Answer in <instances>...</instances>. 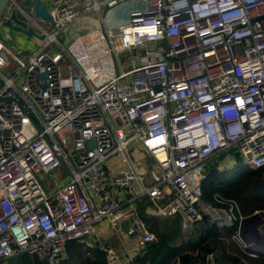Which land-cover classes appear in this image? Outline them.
Listing matches in <instances>:
<instances>
[{
	"label": "built area",
	"instance_id": "1",
	"mask_svg": "<svg viewBox=\"0 0 264 264\" xmlns=\"http://www.w3.org/2000/svg\"><path fill=\"white\" fill-rule=\"evenodd\" d=\"M23 1L0 17V260L58 264L70 241L97 247L105 220L144 251L158 240L140 212L147 200L149 215L180 217L184 240L208 216L236 226L242 250L264 252L241 237L235 199L203 200L223 153L264 170V0H43L53 27ZM129 4L110 26L108 13ZM13 11L45 35L28 56L11 45ZM91 14L101 25L79 29ZM255 234L264 241V218ZM113 253L108 263L123 264Z\"/></svg>",
	"mask_w": 264,
	"mask_h": 264
},
{
	"label": "trees",
	"instance_id": "2",
	"mask_svg": "<svg viewBox=\"0 0 264 264\" xmlns=\"http://www.w3.org/2000/svg\"><path fill=\"white\" fill-rule=\"evenodd\" d=\"M222 199H235L243 215L264 210V170L251 167L227 175L220 171L217 163L211 164L203 183V200L212 206H221ZM147 203L148 200L140 205V212L157 234L158 240L146 245L143 256H139L135 264H174L177 259L191 262L204 260L210 254H213L220 264H264V257H244L238 253L241 252L238 248L233 247L232 241L236 243L233 238L237 231L236 226H221L208 216L194 228L188 239L178 243L170 242L176 232L164 230L160 217L147 215L144 209ZM91 253L93 257L89 256ZM106 255V250L90 248L78 240H73L68 244L66 256L58 264H109ZM0 264H4L2 260ZM8 264L47 263L23 254L10 258Z\"/></svg>",
	"mask_w": 264,
	"mask_h": 264
},
{
	"label": "rangeland",
	"instance_id": "3",
	"mask_svg": "<svg viewBox=\"0 0 264 264\" xmlns=\"http://www.w3.org/2000/svg\"><path fill=\"white\" fill-rule=\"evenodd\" d=\"M127 7V5L124 6H120L119 8L114 9L111 13H115V12H120L122 11V9H125ZM25 9H29L27 7H24ZM106 14V12L104 11V15ZM113 18L114 16L108 15V21H110V18ZM89 19H98L94 14L88 15ZM117 20H119L118 18H115ZM45 26L48 25V23H44ZM81 26V25H80ZM83 27V26H82ZM85 28V27H83ZM64 32V31H63ZM61 33V35L59 36L60 41L64 42L65 41V33ZM10 33L12 36V41H11V45L13 46V48H16L18 50H25V51H32L34 49V46L36 47L37 45L41 44V40H39L36 37H27L26 35L20 33V32H16L12 29H10ZM136 60H138V57H136ZM123 65L125 67V69H128L127 67V62L126 60L122 59ZM139 64V63H138ZM14 66V64L11 61L7 62V69L11 70L13 69L12 67ZM131 67V66H130ZM140 156V158H145V154H143L142 152L138 151L137 152ZM135 152V155L138 156ZM136 159V157H134ZM226 158V159H225ZM116 159H120V156L118 155V157L115 158H111L109 159V162H113ZM218 160V161H217ZM148 163H151L152 160L149 159L148 161H146ZM219 163L221 164V168L222 170H220L221 172H223V174H227V175H231L234 171H238V170H247L249 168H251V166L244 161V159L242 157H234V158H229L228 157V153H223L219 158H215L212 160V163ZM122 167L126 168L127 167V163L126 162H122ZM211 167V164H210ZM116 171H119L120 169L116 168ZM54 178L52 175H48L45 176L42 179V182L47 185L49 183H53L54 184ZM161 218V227L168 231V232H172L175 231L176 232V236L174 238H170V242L172 243H178L180 241H182L184 238V234L181 231V227H182V220L179 218ZM109 235L103 236L100 238V242L97 245V249H103L107 251V260H109V257H111V254L114 252L115 254L118 255V257L120 258V260L122 261L123 264H135L137 261L136 259L139 256H143L144 252L140 251L138 253H135L136 249L138 248V239H135L136 242H134L133 244H131L133 246V249L131 251H129V255L126 254L125 252L120 250V243H119V237L122 236L123 234H119V233H114V231L110 230ZM112 241L114 243V245H109L108 241ZM233 247L238 248V250H240L241 255H243L244 257H252V258H256L253 257L252 255H250L248 252H245L244 250H242L239 245L237 243H235L234 241H232ZM237 244V245H236ZM259 244V243H258ZM137 246V247H136ZM134 247H136L134 249ZM113 253V254H114ZM247 255V256H246ZM89 256L93 257V254H89ZM258 257H262V256H258Z\"/></svg>",
	"mask_w": 264,
	"mask_h": 264
},
{
	"label": "water",
	"instance_id": "4",
	"mask_svg": "<svg viewBox=\"0 0 264 264\" xmlns=\"http://www.w3.org/2000/svg\"><path fill=\"white\" fill-rule=\"evenodd\" d=\"M11 0H0V17L4 10L7 8L9 2ZM23 3L31 9L34 14L46 21L50 24L51 27L54 26L53 15L50 13V8L43 2V0H24ZM25 21L19 17L16 11L12 12L11 19L5 22V26L16 31L20 32L27 37H36L39 40H44L45 35L37 33L33 28L25 29ZM45 77V74H43ZM90 147L94 146V141L91 140L88 142ZM264 218V210L257 211L251 215L244 217L240 224V235L241 237L249 243L252 240H255L258 243H263L262 236L259 234H255L252 237L249 235L250 228H256L261 222H263ZM128 221H124L122 223V228L125 232H127ZM131 236H136L137 233L133 232L130 234ZM248 251L251 252V249L248 248ZM262 254L263 253H259Z\"/></svg>",
	"mask_w": 264,
	"mask_h": 264
},
{
	"label": "crops",
	"instance_id": "5",
	"mask_svg": "<svg viewBox=\"0 0 264 264\" xmlns=\"http://www.w3.org/2000/svg\"><path fill=\"white\" fill-rule=\"evenodd\" d=\"M132 7H133V5L132 4H129V5H127V7L125 9H122V11H120L119 13L118 12L111 13L112 11L110 13H108V15L114 16L113 18L112 17L110 18V21H108L109 25L110 26H113V27H116L120 23L126 21L128 19V10L130 8H132ZM108 15H107V17H108ZM115 18H118L119 20H117ZM100 25H101V23L99 22V19H96V20L89 19L88 16L82 17L80 20L77 21V24H76V26H78L79 29H81L83 31H87V32L88 31H93V30L97 29ZM82 26L85 27V28H83ZM36 47H38V45ZM36 47L34 46V49ZM75 49L76 50H79V46L78 45H75ZM33 50L32 51H29V52L28 51H25V50H22V52L26 56H28L29 54H31V52H33ZM217 164H218L219 169L222 170V168L220 167L221 166L220 162L217 163ZM144 209H145L146 214L149 215L148 212H147L148 210H147V206L146 205L144 206ZM257 211H260V210H257ZM151 216H153V215H151ZM98 230H99L100 238L103 237V236L109 235L108 232L110 230H112V231H114V233H116V231L112 228L111 224L108 221H106V220L105 221H102V222H100L98 224ZM181 231H182V227H181ZM135 239H137L136 236H131V235L130 236H127L126 234H123L122 236H120L119 237L120 250L129 255V251H131L133 249V246L131 244H133L134 242H136ZM108 244L109 245H114V243L112 241H110ZM137 245H138V243H137ZM136 247H134V249ZM256 248H261V249L264 250V244H259V245H257ZM142 252H144V251H142ZM248 253L250 255H252L253 257H256V258L258 256L264 257V252H261V253H263V255L262 254H259V253H258V255H253V253H250V252H248Z\"/></svg>",
	"mask_w": 264,
	"mask_h": 264
},
{
	"label": "bare ground",
	"instance_id": "6",
	"mask_svg": "<svg viewBox=\"0 0 264 264\" xmlns=\"http://www.w3.org/2000/svg\"><path fill=\"white\" fill-rule=\"evenodd\" d=\"M259 250H263V249H261V248H258ZM264 251V250H263Z\"/></svg>",
	"mask_w": 264,
	"mask_h": 264
}]
</instances>
